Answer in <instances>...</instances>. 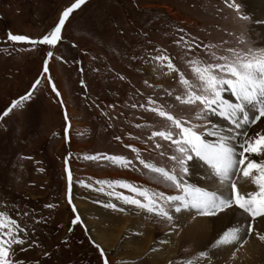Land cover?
Wrapping results in <instances>:
<instances>
[{
    "label": "rangeland",
    "instance_id": "1",
    "mask_svg": "<svg viewBox=\"0 0 264 264\" xmlns=\"http://www.w3.org/2000/svg\"><path fill=\"white\" fill-rule=\"evenodd\" d=\"M258 1L247 0L246 3L240 0L243 14L251 18L247 27L257 39L260 31L256 29L249 7ZM72 2L74 0H0V208L5 204L11 208L14 203L33 214L28 220L21 217L30 239L36 242V246L20 254L28 264H101L98 250L91 243L95 240L89 235L91 231L114 248L113 260L122 255L128 264H149L147 255L136 253L142 248L136 242L137 237L145 236L148 231L158 241L165 238L167 226L136 215L133 209L116 213L120 218L130 216L145 221L146 233L139 230V220L137 223L133 221L134 226L132 223L127 225L128 228H124V221L117 218L115 224L110 223L108 216L103 217L91 208L96 206L111 212V209L103 208L102 203H95L97 200L105 202L108 198L83 187L79 181L93 183L97 179H126L155 186L150 183L152 178L103 160L84 157L108 153L134 160V154L124 147V143L137 147L143 145L129 140L128 134H142L146 138L150 133L135 129L133 125L153 121L162 123L153 114L129 106L132 102H144L136 89L151 94L143 83L149 65L140 59L150 47L149 41L176 54L178 49L172 43L171 33L178 27H184L205 40L219 42L228 31L238 36L240 25L233 13L224 8L222 0H86L66 21L63 39L54 49L49 46L31 49L23 43L13 45L6 42L8 31L33 38L41 36L54 25L60 11ZM218 7L223 8L222 13L216 11ZM49 50L54 53V64L51 65L49 58V73L41 76L43 60ZM134 55L137 59H132ZM57 56L60 59H56ZM184 70L190 75L189 70ZM49 75L59 92V80L62 83L66 91L64 102L52 91L47 79ZM121 75L124 80L119 79ZM37 78H40V84L31 99L24 101L23 107L3 116L11 101L29 92ZM151 79L150 83L161 86L156 89L161 99L164 98L163 88H177L172 76L156 72ZM168 102H172L171 98ZM64 105L69 110L68 118L72 116L71 121L75 122L69 129L71 150L64 136V128L68 125ZM175 111L177 115H183L187 109L177 105ZM118 135L122 141L114 139ZM66 156L75 177L73 194L81 206L87 205L86 215L92 220L90 229L83 222L71 223L76 214L67 203ZM152 156L157 154L152 153ZM134 163L138 165L135 160ZM64 192L65 208L61 200ZM46 204L53 207L46 208ZM37 220L39 223H35ZM138 232L143 235H135ZM128 240L132 242L128 244ZM200 248L181 245L174 259L191 256ZM163 251L168 252L166 248L158 252ZM44 252L48 255L44 256ZM140 257L146 259L141 262Z\"/></svg>",
    "mask_w": 264,
    "mask_h": 264
},
{
    "label": "snow or ice",
    "instance_id": "2",
    "mask_svg": "<svg viewBox=\"0 0 264 264\" xmlns=\"http://www.w3.org/2000/svg\"><path fill=\"white\" fill-rule=\"evenodd\" d=\"M85 2L74 0L64 7L54 25L41 36L33 38L8 31L6 42L23 43L31 49L37 46L54 49L63 39L66 21ZM222 2L240 25L238 36L228 31L217 42L178 27L171 33L172 43L178 49L176 54L149 41L150 47L140 57L151 66L153 74L171 75L177 88H163V99L156 91L161 86L150 83L149 79L143 83L151 94L136 89L144 102H132L129 106L162 121L133 125L135 129L148 131L146 138L142 134H128L129 140L143 145L124 143L139 166L125 155L96 153L84 157L131 169L142 176L147 174L152 178L150 183L155 185L126 179H97L93 183L80 180L83 187L108 198L105 202L95 201L102 203L103 208L118 213L133 209L136 215H143L155 224L164 223L168 228L166 236L180 238L193 232L204 236L215 231L191 256L170 258L167 264H219L215 257L221 252L229 253L225 264H237L241 249L253 237L264 244V35L257 39L251 34L247 27L251 18L243 14L240 0ZM216 11L222 13L223 8L218 7ZM53 55V51L47 52L41 76L49 73V58ZM47 79L52 91L60 96L50 75ZM119 79L125 77L121 75ZM39 84L40 78H37L29 92L13 99L2 115L8 116L13 109L23 107V102L31 99ZM177 105L187 112L177 115ZM68 119L65 112V121ZM69 128L70 125L64 128L65 140L69 139ZM114 139L122 141L119 135ZM152 153L157 156L153 157ZM68 161L66 156L67 203L76 214L71 221L76 225L82 220L71 197L73 176ZM200 172L203 175L194 179ZM32 215L14 203L11 208L7 204L0 208V264H28L20 254L36 246L24 223ZM91 243L98 250L101 264H111L106 250L95 240ZM156 243L167 245L171 240L161 239ZM149 251L159 249L150 247ZM145 259L139 258L141 262ZM116 264H128V261L120 260Z\"/></svg>",
    "mask_w": 264,
    "mask_h": 264
},
{
    "label": "bare ground",
    "instance_id": "3",
    "mask_svg": "<svg viewBox=\"0 0 264 264\" xmlns=\"http://www.w3.org/2000/svg\"><path fill=\"white\" fill-rule=\"evenodd\" d=\"M245 2L247 3V0H245ZM249 9L251 11V14L253 15L254 22L256 24V29H258L260 31L259 37H261L262 35H264V24L260 23L261 21H264V0L258 1L257 3H255L254 5H252L251 7H249ZM53 57H54V55H53ZM53 57H51V65L54 64ZM52 67H54V66H52ZM54 71H55L54 73H56V70H54ZM55 76H56V78L58 80L59 78L57 76V73L55 74ZM168 76H171V75H168ZM152 77H153V74L151 72V66L149 65L147 67V69H146V78L149 79V81H150V80H152L151 79ZM153 80H155V79H153ZM58 87H59V90H60L61 99L64 102V100H66V91L64 90V87H63L62 83L60 82V80L58 82ZM64 106L66 108V113H68L69 110H68L67 105H64ZM70 113H72V112H70ZM71 117L68 119V125H70V126H71L72 123H75L74 121H71ZM68 145H69V149L71 150L72 148L70 146L69 139H68ZM62 174L64 175V173H62ZM202 175H203L202 172L197 173V176L194 177V179L195 178H199ZM73 180H75V177L74 176H73ZM74 189H75V184L72 182L71 197H72L73 204L75 206H78L79 207V208H77V212L80 215L81 220H82L84 226L86 228L90 229V228H92V225H91V221L92 220L89 219L87 217V215H86V214H88L85 211V210H88L87 205L85 207L81 206V204L79 203L80 201L77 200L76 195L73 194L74 193ZM64 196H65V192L63 193V195L61 197V200H63L62 205L64 204L63 205V208L66 207V203H65L66 201H64ZM91 208H92V210L94 209L95 212L100 213V215L103 216V217L108 216L109 217V222L112 223V224H115L116 223L115 221H117V219H119V221H121V220L124 221L123 227L126 228L127 225L131 226V223L134 226L133 221L135 223H137V221L139 220V224L141 225V228L139 227V230H142L143 232L145 231V233H146V230L148 229V227L146 226L145 221L143 222L141 219H138L137 217H135L134 219H131L132 217H130V216H128V217H121L120 218V215L118 213H116V212H112V211L111 212L110 211L107 212L105 210L102 211L103 209H98V208H96V206L91 207ZM121 216H124V214H122ZM102 221H104V220H102ZM127 221H129V223H127ZM96 227H95V229H96ZM106 227H108V225ZM217 227L219 228L220 226L218 225ZM113 231H114V229H113ZM93 233L94 232L91 231L89 233V235L92 236L91 238L92 239H95V241L97 243H99L104 249H106L107 253L109 254V259H110L111 264H115L116 263V260H118V259H119L118 261L123 260L122 255L117 256L116 259L113 260L114 258L112 256V254H113L114 248H112L104 240H102L99 235H96L95 236V235H93ZM100 233H101V231H100ZM214 235H215V231H213V232H211V233H209L207 235H204V236H198V235L195 234V232H193L191 235H189V234L186 233L184 236H182L180 238H177L174 235H172V236H166L164 234L163 237H165V238H163V239H170L171 240V243H169L167 246H165V245H161L159 243H156L157 240L153 239V233L147 231V233H146L145 236H143L141 238L137 237L138 238L137 239L138 241H136V242L140 243L139 244V247L142 246V248H141V250L139 249L138 252H136V253L147 255V257L149 259V264H166L167 261L170 258L171 259H174L175 258V254L178 251L177 248H179L181 245H183V246H185V245L186 246H194L195 248L196 247L198 248L199 246H202L203 244H205ZM130 237H131V235L129 233V238ZM161 239L162 238H159L158 241L161 240ZM131 242H132L131 240H128L127 241L128 244H130ZM150 243H152V244H150ZM124 247H126V246H124ZM150 247L151 248H157V249H159V251L161 249H163V248H166L168 250V252L167 253H164V251L163 252H158V251L151 252V251H149V248ZM163 256H165V257H163ZM228 256H229V253L228 252H221V253H217L215 259L219 260V264H225V261H226V259H227ZM237 264H264V244H262L261 242H259L258 240H256L255 237H253L246 244L245 248L244 249H241L239 258L237 260Z\"/></svg>",
    "mask_w": 264,
    "mask_h": 264
}]
</instances>
